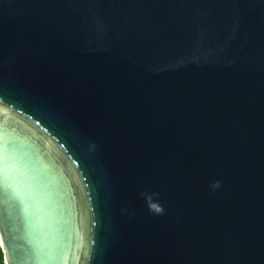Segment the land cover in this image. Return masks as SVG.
<instances>
[{"label": "water", "instance_id": "95a60500", "mask_svg": "<svg viewBox=\"0 0 264 264\" xmlns=\"http://www.w3.org/2000/svg\"><path fill=\"white\" fill-rule=\"evenodd\" d=\"M5 264H264V0H0Z\"/></svg>", "mask_w": 264, "mask_h": 264}, {"label": "trees", "instance_id": "16d2710c", "mask_svg": "<svg viewBox=\"0 0 264 264\" xmlns=\"http://www.w3.org/2000/svg\"><path fill=\"white\" fill-rule=\"evenodd\" d=\"M4 263V253L2 251V248L0 246V264H3Z\"/></svg>", "mask_w": 264, "mask_h": 264}, {"label": "rangeland", "instance_id": "374dc122", "mask_svg": "<svg viewBox=\"0 0 264 264\" xmlns=\"http://www.w3.org/2000/svg\"><path fill=\"white\" fill-rule=\"evenodd\" d=\"M3 264H5V262Z\"/></svg>", "mask_w": 264, "mask_h": 264}]
</instances>
